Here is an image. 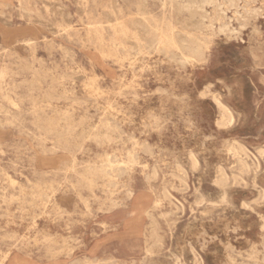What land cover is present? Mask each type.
Wrapping results in <instances>:
<instances>
[{
  "label": "rangeland",
  "instance_id": "1",
  "mask_svg": "<svg viewBox=\"0 0 264 264\" xmlns=\"http://www.w3.org/2000/svg\"><path fill=\"white\" fill-rule=\"evenodd\" d=\"M0 264H264V0H0Z\"/></svg>",
  "mask_w": 264,
  "mask_h": 264
},
{
  "label": "bare ground",
  "instance_id": "2",
  "mask_svg": "<svg viewBox=\"0 0 264 264\" xmlns=\"http://www.w3.org/2000/svg\"><path fill=\"white\" fill-rule=\"evenodd\" d=\"M195 6L192 1L188 2V7ZM90 26V25H89ZM114 27H117V24L114 25ZM195 30V29H194ZM251 31V30H250ZM242 41V40H241ZM158 43H161L160 40H158ZM166 45L169 49L172 47H177V48H183V49H188L194 56H200L202 54V44L196 41H192L191 39H187L185 37H180V38H174V37H168L166 40ZM253 47V46H252ZM255 47V46H254ZM250 51V50H249ZM257 67V66H256ZM222 107V106H221ZM225 108V107H223ZM227 109V108H226ZM228 113V112H227ZM229 114V113H228ZM227 114V117H228ZM231 117V114H230ZM229 118V117H228ZM225 118V119H228ZM230 119V118H229ZM242 145V144H241ZM130 156V155H129ZM256 159V158H255ZM257 160V159H256ZM241 163V162H240ZM150 216V215H149ZM157 228V227H156ZM263 230V229H262ZM153 231V230H152ZM217 258V257H216ZM89 260L86 262L88 263ZM198 262V261H197Z\"/></svg>",
  "mask_w": 264,
  "mask_h": 264
}]
</instances>
